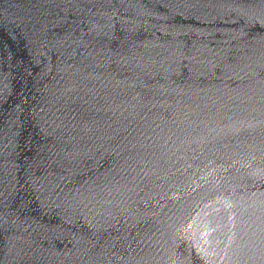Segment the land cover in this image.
I'll use <instances>...</instances> for the list:
<instances>
[{
    "label": "water",
    "instance_id": "95a60500",
    "mask_svg": "<svg viewBox=\"0 0 264 264\" xmlns=\"http://www.w3.org/2000/svg\"><path fill=\"white\" fill-rule=\"evenodd\" d=\"M0 264H264V0H0Z\"/></svg>",
    "mask_w": 264,
    "mask_h": 264
}]
</instances>
